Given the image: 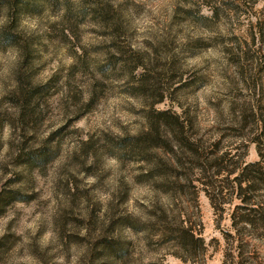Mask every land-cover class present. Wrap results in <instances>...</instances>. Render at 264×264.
Masks as SVG:
<instances>
[{
	"label": "rangeland",
	"instance_id": "obj_1",
	"mask_svg": "<svg viewBox=\"0 0 264 264\" xmlns=\"http://www.w3.org/2000/svg\"><path fill=\"white\" fill-rule=\"evenodd\" d=\"M0 264H264V0H0Z\"/></svg>",
	"mask_w": 264,
	"mask_h": 264
},
{
	"label": "trees",
	"instance_id": "obj_2",
	"mask_svg": "<svg viewBox=\"0 0 264 264\" xmlns=\"http://www.w3.org/2000/svg\"><path fill=\"white\" fill-rule=\"evenodd\" d=\"M254 167V165H252L251 167L248 166L245 171H247L248 169ZM247 191H252V189L254 190V188L252 186L247 187ZM245 201V199L243 200ZM247 216H244L243 219H247ZM247 221V220H246ZM251 222V221H250ZM175 243L180 247V249L182 251L185 252V254L187 255H193L196 256V254L204 249V241L203 239L200 237V235L197 236V234H195V232L193 231V229H186V228H181L180 232L178 233V235H175ZM244 245L240 246V249L244 250Z\"/></svg>",
	"mask_w": 264,
	"mask_h": 264
}]
</instances>
